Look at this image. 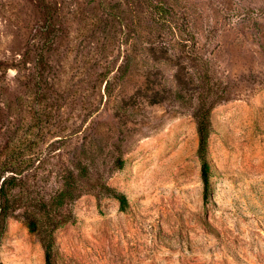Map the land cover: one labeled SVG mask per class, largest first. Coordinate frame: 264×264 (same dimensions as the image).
I'll use <instances>...</instances> for the list:
<instances>
[{
	"label": "rangeland",
	"instance_id": "374dc122",
	"mask_svg": "<svg viewBox=\"0 0 264 264\" xmlns=\"http://www.w3.org/2000/svg\"><path fill=\"white\" fill-rule=\"evenodd\" d=\"M2 163L0 264H264V0H0Z\"/></svg>",
	"mask_w": 264,
	"mask_h": 264
},
{
	"label": "trees",
	"instance_id": "16d2710c",
	"mask_svg": "<svg viewBox=\"0 0 264 264\" xmlns=\"http://www.w3.org/2000/svg\"><path fill=\"white\" fill-rule=\"evenodd\" d=\"M214 104V101H201L198 109H196L194 112L198 134L197 153L201 164L200 173L203 182L204 198L207 197V192L209 189L210 163L207 159V142L209 136V116ZM16 169L17 168L15 166H11L7 163L0 164V222L7 216L9 211V193L11 192V188L15 186L16 183L14 182L18 177ZM5 173H7V175H5ZM10 173L12 174L10 175ZM103 188L108 191V194L117 198L121 209H124L125 205L127 204L125 195L115 192L112 188L106 185H104ZM28 224L32 230H35L37 227L35 221L30 220ZM42 245L45 251V260L48 264L50 261V244L45 240H42Z\"/></svg>",
	"mask_w": 264,
	"mask_h": 264
}]
</instances>
